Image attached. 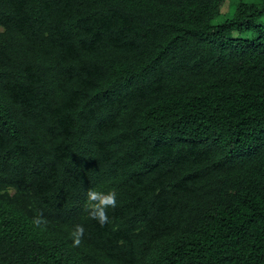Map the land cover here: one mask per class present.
Listing matches in <instances>:
<instances>
[{"label": "trees", "instance_id": "obj_1", "mask_svg": "<svg viewBox=\"0 0 264 264\" xmlns=\"http://www.w3.org/2000/svg\"><path fill=\"white\" fill-rule=\"evenodd\" d=\"M263 16L0 0V264H264Z\"/></svg>", "mask_w": 264, "mask_h": 264}, {"label": "clouds", "instance_id": "obj_2", "mask_svg": "<svg viewBox=\"0 0 264 264\" xmlns=\"http://www.w3.org/2000/svg\"><path fill=\"white\" fill-rule=\"evenodd\" d=\"M117 207V192L115 189L108 192L97 191L90 188L87 192L86 202L84 204V211L88 214V217L95 220L101 227L110 223L108 215L109 208ZM34 223L40 226L46 223V219L43 213H39L34 218ZM85 227L83 224H76L71 232L73 240V246H80L85 235Z\"/></svg>", "mask_w": 264, "mask_h": 264}, {"label": "rangeland", "instance_id": "obj_3", "mask_svg": "<svg viewBox=\"0 0 264 264\" xmlns=\"http://www.w3.org/2000/svg\"><path fill=\"white\" fill-rule=\"evenodd\" d=\"M228 8H229V3H228V2H225V3L222 5V7H221L222 11H224V12H225ZM218 19H221V17H219ZM262 20H264V16L262 17ZM234 33L237 34V31H234Z\"/></svg>", "mask_w": 264, "mask_h": 264}]
</instances>
